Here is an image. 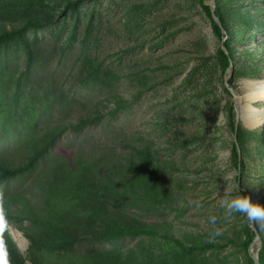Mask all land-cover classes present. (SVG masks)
Instances as JSON below:
<instances>
[{
	"label": "rangeland",
	"instance_id": "374dc122",
	"mask_svg": "<svg viewBox=\"0 0 264 264\" xmlns=\"http://www.w3.org/2000/svg\"><path fill=\"white\" fill-rule=\"evenodd\" d=\"M54 2L60 10L56 22L27 31L30 51L18 40L0 46V101L6 103L0 114V154L20 156L48 126L90 116L94 121L83 129L63 131L51 153H102L110 160L149 148L176 166L160 165L158 172L176 206L144 211L145 217L133 212L169 225L187 242L202 231L225 242L219 249L195 251L190 260L197 264H247L242 247L232 242L240 239L247 218L241 213L226 216L221 201L226 193L242 195L243 183L257 174L264 148V136L253 131L264 132V121L251 124L244 114L251 102L264 108L263 100L248 97L247 85L264 80V70L254 74L247 61L248 48L264 47V0L247 1L241 8L237 0H220L236 46L235 79L229 84L230 69L223 71L220 61L227 36L214 31L200 0H82L74 7ZM88 61L94 66H87ZM11 72L19 80L7 84ZM232 103L240 111L238 129H244L249 148L246 176H238ZM12 183L26 185L20 179ZM10 224L25 252L29 239L15 221ZM217 230L220 235H214ZM173 241L163 234H140L77 247L116 253L135 264H190ZM260 245L253 247L254 253Z\"/></svg>",
	"mask_w": 264,
	"mask_h": 264
},
{
	"label": "trees",
	"instance_id": "16d2710c",
	"mask_svg": "<svg viewBox=\"0 0 264 264\" xmlns=\"http://www.w3.org/2000/svg\"><path fill=\"white\" fill-rule=\"evenodd\" d=\"M63 1L66 7H74L82 0ZM215 1V13L221 24L213 15L211 0H200L214 31L221 37L227 36L220 47V61L223 71L230 68L228 80L232 83L237 59L234 35L229 26V13L222 9L220 0ZM237 1L241 8L247 1L252 3L261 0ZM59 13V5L54 0H0V46L18 40L30 51L27 31L55 23ZM241 34L249 37L244 30H241ZM247 53L252 71L260 75L264 70V47L248 48ZM87 66L93 67L94 63L88 61ZM17 80L18 76L11 72L6 75L5 83L14 84ZM5 107L6 103L1 100L0 114ZM230 113L235 130L234 103L231 104ZM89 117L80 116L77 122L48 126L20 156L11 151L0 154V189L7 198L9 221H15L30 242L23 252L12 234H5L11 264H135L116 253L86 251L78 248L77 244L115 242L140 234H163L173 239L176 251L190 264L200 263L190 260L195 251L219 249L225 245L209 231L195 233L187 242L177 237L169 225L144 218V211L150 214L176 206L168 185L163 184L158 177L160 165L166 164L173 169L176 166L167 159H159L149 148L138 147L128 158L110 160H105L102 153H94L89 157L78 152L69 157L51 153L50 147L63 131L68 128L83 129L94 121ZM253 131L264 136L263 129L255 128ZM243 132V128L237 129L238 140L234 141L237 167L241 172L238 176L248 173L244 154L249 152V148L243 139ZM239 142L243 155L239 152ZM259 155L261 158L256 161L257 174L252 173L253 180L243 183L246 187L241 192L264 205V148H261ZM18 179L26 185L13 186L12 181ZM28 179H31L29 186ZM255 224L262 237L258 255L261 264H264V225ZM256 233L247 219L240 239L232 241L244 250L247 264H257L249 250Z\"/></svg>",
	"mask_w": 264,
	"mask_h": 264
},
{
	"label": "clouds",
	"instance_id": "9594fccd",
	"mask_svg": "<svg viewBox=\"0 0 264 264\" xmlns=\"http://www.w3.org/2000/svg\"><path fill=\"white\" fill-rule=\"evenodd\" d=\"M6 204L7 198L4 191L0 189V264H11L5 234L11 236L12 225L9 221V210ZM221 207L225 209V215L228 217L234 213H241L251 222L264 223V205L254 202L251 195L231 196L226 193L225 198L221 201ZM212 223H215V218L212 219ZM220 234L219 230L214 233V235Z\"/></svg>",
	"mask_w": 264,
	"mask_h": 264
},
{
	"label": "bare ground",
	"instance_id": "6f19581e",
	"mask_svg": "<svg viewBox=\"0 0 264 264\" xmlns=\"http://www.w3.org/2000/svg\"><path fill=\"white\" fill-rule=\"evenodd\" d=\"M249 86L248 97L264 102V80L247 82ZM244 114L251 124L258 125L264 121V108L251 102L244 107Z\"/></svg>",
	"mask_w": 264,
	"mask_h": 264
},
{
	"label": "water",
	"instance_id": "95a60500",
	"mask_svg": "<svg viewBox=\"0 0 264 264\" xmlns=\"http://www.w3.org/2000/svg\"><path fill=\"white\" fill-rule=\"evenodd\" d=\"M211 6H212V11H213V15H214V17H215V19L221 24V20H220V18H219V16L215 13V6H216V1L215 0H211ZM226 48V47H225ZM230 68H228V70H229ZM228 78H229V75H228V73L226 72V79H227V83L229 84V81H228ZM233 93L236 95V97H237V93H236V91L235 90H233ZM235 111H236V114H237V120H236V129H235V131L237 132V129H238V122H239V117H240V111H239V109L238 108H235ZM239 146V145H238ZM239 152H240V155H241V149H240V146H239ZM251 224H252V227L254 228V230H256V236H255V239H254V241L252 242V244H251V246H250V248H249V250H250V254H251V256L255 259V261H256V263L257 264H261V262H260V258H259V255L258 254H256V253H254V251H253V247L257 244V243H259L261 240H262V237H261V234L258 232V229H257V226H256V224H255V222H251Z\"/></svg>",
	"mask_w": 264,
	"mask_h": 264
}]
</instances>
